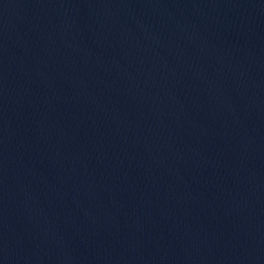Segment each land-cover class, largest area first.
Segmentation results:
<instances>
[{
    "label": "water",
    "instance_id": "1",
    "mask_svg": "<svg viewBox=\"0 0 264 264\" xmlns=\"http://www.w3.org/2000/svg\"><path fill=\"white\" fill-rule=\"evenodd\" d=\"M0 264H264V0H0Z\"/></svg>",
    "mask_w": 264,
    "mask_h": 264
}]
</instances>
